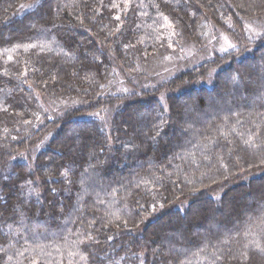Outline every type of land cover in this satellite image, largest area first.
I'll return each mask as SVG.
<instances>
[{
    "label": "trees",
    "instance_id": "1",
    "mask_svg": "<svg viewBox=\"0 0 264 264\" xmlns=\"http://www.w3.org/2000/svg\"><path fill=\"white\" fill-rule=\"evenodd\" d=\"M259 18L0 0V264H264Z\"/></svg>",
    "mask_w": 264,
    "mask_h": 264
},
{
    "label": "rangeland",
    "instance_id": "2",
    "mask_svg": "<svg viewBox=\"0 0 264 264\" xmlns=\"http://www.w3.org/2000/svg\"><path fill=\"white\" fill-rule=\"evenodd\" d=\"M248 27H249L250 32L254 35V37L261 39L264 36V19L259 18L258 20H252L248 23ZM217 42H218V47L220 49L219 51L220 53L221 52H231L239 48V45L235 42L233 37L230 35L224 34V33H222L219 36V40ZM160 60H162V58ZM185 67H186V64H183L180 66V68H185ZM150 81L152 82V80Z\"/></svg>",
    "mask_w": 264,
    "mask_h": 264
}]
</instances>
